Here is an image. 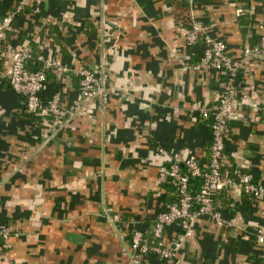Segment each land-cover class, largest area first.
<instances>
[{
	"label": "crops",
	"instance_id": "1",
	"mask_svg": "<svg viewBox=\"0 0 264 264\" xmlns=\"http://www.w3.org/2000/svg\"><path fill=\"white\" fill-rule=\"evenodd\" d=\"M16 1L0 0V14ZM22 1L8 39L66 65L40 96L59 89L70 107L78 99V66L101 62L109 95L52 132V117L25 111L0 59V223L11 230L0 242V264H130L131 229L148 230L175 196L158 179L167 164L158 147L206 163L208 120L198 107L216 104L224 75L193 67L201 49L184 41L182 0ZM197 4L208 34L224 39L232 55L264 32V0ZM233 83L223 171H247L264 186V54L252 55ZM217 197L222 216L235 224L199 216L178 255L192 264H264V241L255 238L257 228L264 233V201L233 189ZM179 233L169 224L162 241Z\"/></svg>",
	"mask_w": 264,
	"mask_h": 264
},
{
	"label": "built area",
	"instance_id": "2",
	"mask_svg": "<svg viewBox=\"0 0 264 264\" xmlns=\"http://www.w3.org/2000/svg\"><path fill=\"white\" fill-rule=\"evenodd\" d=\"M22 4V0H17L10 10L0 14V59L6 62L8 84L22 96L25 111L40 117H52L55 121L52 128L54 132L66 119L80 116L91 102L101 106L107 100L109 92L105 84L106 73L102 62L96 69L78 66V99L70 107L62 104L59 89L42 98L39 91L46 80L44 69L52 67L55 78L59 79L66 65L56 57L38 53L36 59L41 67H25V61L31 56L30 47L16 46L6 35L12 29L13 17ZM183 9L188 23L183 35L184 41L187 44L198 43L201 49L200 57L193 67L222 73L224 88L211 109L202 105L198 107L200 114L209 118V155L205 164L194 153L182 155L177 150L158 147L159 153L167 160V164L158 172V179L166 181L173 188L175 196L154 215L148 230L131 229L128 241L130 264H154L145 257L149 253L157 260L156 264H192L183 260L177 249L181 238L192 234L193 222L199 216H205L217 225L235 224L234 216L225 218L218 209L216 203L220 191L233 189L264 201L263 185L256 183L247 171L236 169L231 174L225 173L222 162L224 139L237 102L233 82L237 72L252 55L264 54V32L259 34L256 43L245 45L240 54L232 55L224 39L208 34L206 25L198 16L195 0H184ZM248 105L257 106L254 101ZM259 109L264 114V103ZM196 182L197 187L194 186ZM110 218L119 217L112 214ZM172 223L177 224L180 235L163 242V230ZM10 233L9 227L0 223V241H4ZM255 238L259 242L264 241L261 229H256Z\"/></svg>",
	"mask_w": 264,
	"mask_h": 264
},
{
	"label": "trees",
	"instance_id": "3",
	"mask_svg": "<svg viewBox=\"0 0 264 264\" xmlns=\"http://www.w3.org/2000/svg\"><path fill=\"white\" fill-rule=\"evenodd\" d=\"M202 0H195V3L196 5H198L197 3L201 2ZM182 5L184 6V0H182ZM185 17V16H184ZM183 20H186V18H184ZM187 23V20L186 22ZM25 67L28 68V69H31V68H39L41 67V63L36 59V54H33L31 52V56L25 61ZM44 72H45V76H46V80H45V83L47 81H52L55 79V76H54V72L52 70V67H46L44 69ZM210 113V112H209ZM206 120L209 121V118L207 117ZM209 145V143H208ZM208 145H206V148H207V151H208V155H209V149H208ZM208 155H207V161H208ZM206 161V162H207ZM194 186L197 187V182L194 184ZM0 242H3V241H0Z\"/></svg>",
	"mask_w": 264,
	"mask_h": 264
}]
</instances>
